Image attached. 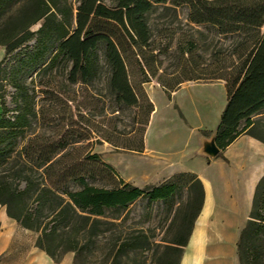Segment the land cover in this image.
Here are the masks:
<instances>
[{"label": "trees", "instance_id": "16d2710c", "mask_svg": "<svg viewBox=\"0 0 264 264\" xmlns=\"http://www.w3.org/2000/svg\"><path fill=\"white\" fill-rule=\"evenodd\" d=\"M0 0V205L21 227L36 233L34 246L54 263L72 252V264H86L84 250L108 232L103 264H127L128 249L140 247L141 237L117 244L109 227L114 222L78 209L72 185L85 186L100 165L113 181L122 180L97 154L73 155L69 133L73 123L64 120L56 136L31 132L36 116V92L25 82L39 72H52L71 63V82L86 83L107 68V86L114 110H104L101 138L116 149L144 150V134L154 109L143 84L155 79L169 100L185 81L223 80L226 105L218 128L238 127L242 120L264 114V0ZM187 9L189 29L176 36L172 30L153 33L148 16L158 7ZM39 24L37 28L34 25ZM228 40V44L223 41ZM173 43V45H172ZM173 47L177 61L169 74L160 56ZM207 54V56H205ZM11 86L6 105V88ZM58 104L72 98L54 89ZM109 106V105H108ZM135 109V126L129 139L110 123L109 113ZM174 107L180 113L178 107ZM244 133L264 143V122L252 121ZM120 136V137H119ZM191 195L177 210V232L166 245L160 264H179L193 222L204 197L203 185L193 176ZM239 264H264V174L256 184L249 219L237 240Z\"/></svg>", "mask_w": 264, "mask_h": 264}, {"label": "rangeland", "instance_id": "374dc122", "mask_svg": "<svg viewBox=\"0 0 264 264\" xmlns=\"http://www.w3.org/2000/svg\"><path fill=\"white\" fill-rule=\"evenodd\" d=\"M116 0H104L107 6H114ZM187 9L165 10L158 7L148 16V23L153 33L176 32V36L186 32ZM264 31V25L261 28ZM228 40L223 44H228ZM173 45V43H172ZM173 47L169 53L160 56L163 67L169 74L174 70L177 61ZM207 56V54H205ZM67 66L58 65L52 72H39L26 79V86L37 94L35 101L36 116L32 118L31 132L56 136L59 126L64 120L73 123L69 139L78 140L74 144L78 149L73 155L97 154L102 162L110 165L122 183L114 188L106 170L100 165L90 167L93 174L85 178L87 183L81 187L72 185L71 195L74 204L80 210L92 213L104 220L114 222L116 226L109 229L117 236V244L124 240L141 237L139 248L128 249L122 260L127 264H160V258L166 247L171 245L177 232V210L192 194L188 183L195 176L192 173L174 171L166 174L163 167L169 155L180 152L186 142L195 147L199 137L197 128H215L219 114L225 104L224 87L218 82L185 81L168 100L165 91L155 79L144 83L143 89L152 100L155 111L154 119L147 135L150 152H134L127 149H116L101 138L105 125L104 110H114L113 97L107 86V68L102 66L97 77L86 82H71ZM54 89H59L72 100L68 106L58 104ZM5 97L7 107H13L10 93L13 88L8 85ZM109 105V106H108ZM178 106V110L174 107ZM110 123L116 126L117 133H123V139H129V132L135 126V109L123 108L114 113L108 112ZM260 119L264 122V114L242 120L240 126L234 128L241 132L252 121ZM203 140L214 139L217 145L225 141V131L215 128L201 131ZM120 137V136H119ZM172 137L177 141L169 145ZM203 156L209 157L202 151ZM17 223V222H16ZM9 244V252L4 256V264H54L34 246L36 233L21 227L18 223ZM109 233L102 235L95 245L84 250L86 264H103V257L108 252ZM183 251V248H182ZM73 253L69 252L59 264H71ZM44 257V258H43Z\"/></svg>", "mask_w": 264, "mask_h": 264}, {"label": "crops", "instance_id": "0c3cea01", "mask_svg": "<svg viewBox=\"0 0 264 264\" xmlns=\"http://www.w3.org/2000/svg\"><path fill=\"white\" fill-rule=\"evenodd\" d=\"M38 26L36 24L33 28ZM4 54L5 48L0 46V60ZM218 84L224 87L225 104L219 114L216 129L227 101L225 82L220 80ZM182 86L184 85L173 92ZM1 111L0 104V117ZM154 111L155 106L144 134L146 152H150L147 135L155 116ZM240 124L239 122L237 126ZM215 128H197L199 137L195 147H189L186 142L180 152L164 159V173L170 174L178 170L192 173L200 179L204 191L201 209L193 222L179 264H239L237 240L249 219L256 184L264 174V143L245 134V128L241 132L232 131L234 127L225 128V141L221 145L215 143L219 148L217 155L209 159L203 156V143L208 140L202 139L201 131ZM176 141L177 138L172 137L169 145ZM16 224V221L6 215L5 207L0 205V264H4V256L9 252ZM39 251L40 256L48 257L43 251Z\"/></svg>", "mask_w": 264, "mask_h": 264}, {"label": "water", "instance_id": "95a60500", "mask_svg": "<svg viewBox=\"0 0 264 264\" xmlns=\"http://www.w3.org/2000/svg\"><path fill=\"white\" fill-rule=\"evenodd\" d=\"M202 151L208 156L214 157L219 152V148L217 147L214 139L212 138L203 143Z\"/></svg>", "mask_w": 264, "mask_h": 264}]
</instances>
